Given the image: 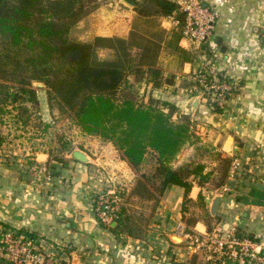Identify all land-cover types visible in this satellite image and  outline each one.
Segmentation results:
<instances>
[{"label": "crops", "instance_id": "obj_1", "mask_svg": "<svg viewBox=\"0 0 264 264\" xmlns=\"http://www.w3.org/2000/svg\"><path fill=\"white\" fill-rule=\"evenodd\" d=\"M135 1L136 5H131L126 0H108L91 10L79 20L87 27V35L80 39L128 37L132 29L146 35L157 31L162 44L159 64L172 43L188 49L180 37H174L168 17L139 16L135 10L139 0ZM206 2L219 12L211 43L215 62L236 82L235 93L227 102L229 109L185 90L183 82L190 81L191 72L200 68L197 57L183 63L172 84L155 88L147 82L144 88L148 98L167 101L180 113L190 114L224 155L237 158V169L229 175L224 192L211 198L212 204L215 197H221L216 212L220 221L214 231L220 237L236 229L252 234L264 253V203L245 204L235 199V193L228 194L238 185L264 190V0ZM153 17L157 19L154 29L138 25L141 18ZM168 55L169 59L175 57ZM39 99L42 118L51 122L46 88L39 90ZM72 152L65 155L66 163L49 159L43 149L11 153L5 145L0 154V228L6 224L34 233L39 264H208L200 243L194 241L197 235L208 232L207 226L198 222L190 229L183 221L184 186L166 187L145 238L126 234L119 238L111 229L117 222L108 223L94 211L102 179L92 163L100 161L99 156L92 159L82 151L87 157L84 161L73 157ZM40 169L43 172L38 173ZM194 182L189 196L196 200L200 193H206Z\"/></svg>", "mask_w": 264, "mask_h": 264}, {"label": "trees", "instance_id": "obj_2", "mask_svg": "<svg viewBox=\"0 0 264 264\" xmlns=\"http://www.w3.org/2000/svg\"><path fill=\"white\" fill-rule=\"evenodd\" d=\"M101 1L0 0V154L13 132L34 130L45 135L51 128V123L42 118L40 88L35 86L36 82H42L53 117L56 106L60 112L68 113L85 133L112 141L136 168L144 161L148 149L157 154L158 164L151 178L146 180L147 183L152 179L154 182L160 180L159 191L151 192L156 207L169 184L184 186L183 221L190 229L203 222L208 232H213L211 223L215 220L218 225L220 216L206 206L203 193L198 196L201 214L187 216V204L192 200L189 192L193 186L189 177L193 176L201 187L218 189L227 182L232 158H221L216 171H206L201 163L193 168L172 166L171 162L192 136V125L185 122L191 115L180 113L175 105L152 96L147 101L137 100L134 91V85L144 78H148L153 87L160 88L165 83L172 84L176 77V73L174 77H164L158 67L162 44L156 37L157 31L146 35L132 29L128 37L95 36L90 40L69 36L71 26ZM177 7L173 0H139L135 10L142 17L167 16ZM182 28V24L172 28L175 38L182 37ZM134 48L137 49L135 53ZM100 49L112 50L113 57L102 58ZM168 53L179 58V68L195 57L192 50L175 43L167 47ZM167 105L175 108L183 121H173ZM218 110L221 111L217 107ZM43 150L49 154V159L66 163L65 157L55 154V148ZM154 182L150 187H154ZM233 193L237 201L245 204L264 203V190L257 187L238 185L228 192ZM124 214V211L116 213L117 224L111 227L117 237L126 234L145 238L149 223L136 231L127 227L125 220L129 218ZM9 230L37 240L34 233L6 224L0 228V236ZM235 234L254 239L252 234L245 235L238 229ZM0 264L15 263L0 257Z\"/></svg>", "mask_w": 264, "mask_h": 264}, {"label": "rangeland", "instance_id": "obj_3", "mask_svg": "<svg viewBox=\"0 0 264 264\" xmlns=\"http://www.w3.org/2000/svg\"><path fill=\"white\" fill-rule=\"evenodd\" d=\"M106 2H108V0H102L100 4ZM91 10L93 9H90L87 14ZM83 17L79 20H83ZM141 19L142 20H140L138 24L141 27L154 29L157 25V19L154 17L147 20L143 18ZM79 20L71 26L69 36L72 39L85 40L83 38L87 35L85 33L87 27L85 22L81 24L79 23ZM80 37L83 38L80 39ZM99 54L102 58H111L114 55L113 52L103 49L99 50ZM204 54L210 56L211 59H214V61L217 59L216 54H213L210 49H208ZM180 64L181 63H179L178 57H174L171 60L167 54L158 67L164 74V77L171 78L174 77L175 72L182 70L183 65L179 68ZM233 80L235 81V79ZM147 82L148 78H144L141 82L134 85V91H136V95H138L136 96L137 100L144 99L147 101L149 99L147 88H144V84ZM35 86L40 89L46 88L45 84L42 82H36ZM183 86L188 92V82H183ZM234 93L235 92L229 96V99L234 95ZM146 97L148 99H146ZM226 108L229 109L228 103ZM166 109L172 112L173 121H183V118L180 116L179 112L175 111V108L172 107V109H170V106L167 105ZM54 112V117L50 122L51 128L47 129L45 135H42L39 132H34V130L26 131V133L18 131L9 135L6 142V147L9 151L14 153L17 149H27L32 152V150L36 149H50L53 147L57 150L55 154L58 155V157H65L68 151L75 148H81L78 150H82L83 152L89 154L92 159H97L99 156L100 161H92V164L96 167L95 172L102 179V188L99 191L104 192V195H106L105 207L109 210L108 214H113L112 218L116 220L117 215H115V213L124 211V215H127L129 218L125 220L127 227H133L136 231H139L142 228L144 229L148 223L150 225L153 215L155 214L154 209L157 204L156 199L153 198L151 192L156 190L159 191L160 180L154 182L152 179L148 183L146 180L151 178V175L158 164L157 154L148 149L144 161L136 168L125 158L123 150L119 149L112 141L96 134L85 133L81 126L70 118L68 113L60 112L56 106L54 108ZM185 122L192 125V136L190 141L184 145L175 159L171 162L172 166L176 169H180L182 167L193 168L198 163H201L206 166V171L213 169L216 171L221 164L220 159L227 156L211 142L208 133L202 132V130L198 127L199 124L197 120H193L191 116L189 119H186ZM235 157L237 156L235 155ZM236 159L233 157L232 162ZM232 162L230 166V174L232 173ZM194 179L195 178L193 176L189 177L190 181L196 182ZM144 182L146 184H144ZM152 182L155 183L154 187H150ZM204 191L206 193H203L204 202L211 211V198L215 194L224 192L223 186L218 189L205 188ZM161 196L159 197V200H161ZM208 196L209 198H207ZM200 201V198L197 197L196 200L192 199L188 202V217H191L193 214L194 216L201 214V205H199ZM211 225L214 229L217 227L215 220L212 221Z\"/></svg>", "mask_w": 264, "mask_h": 264}, {"label": "built area", "instance_id": "obj_4", "mask_svg": "<svg viewBox=\"0 0 264 264\" xmlns=\"http://www.w3.org/2000/svg\"><path fill=\"white\" fill-rule=\"evenodd\" d=\"M175 2L178 7L166 17L173 27L183 25L181 44L192 50L200 63L199 70L191 72L192 83L189 84L188 92L206 97L212 105L225 109L229 96L236 89V82L217 66L214 59L204 54L208 49L215 53L211 43H214L219 12L206 0ZM261 38L264 44V27ZM204 45L205 50L202 49ZM237 166L238 161H233L232 173L236 171ZM37 171L41 173L43 169ZM104 194L99 192L95 196L94 211L100 219L111 223L115 219L112 218L113 214H108ZM194 241L200 243L208 264H264V253L260 243L248 236H237L235 231L226 237L218 236L215 231L207 232L205 235H197ZM36 250L35 240L24 233L9 230L0 236V257L12 260L15 264H39L40 256Z\"/></svg>", "mask_w": 264, "mask_h": 264}, {"label": "water", "instance_id": "obj_5", "mask_svg": "<svg viewBox=\"0 0 264 264\" xmlns=\"http://www.w3.org/2000/svg\"><path fill=\"white\" fill-rule=\"evenodd\" d=\"M126 1L129 4H131V5H136V1L135 0H126ZM202 49L205 50L206 46L204 45L202 47ZM39 85H43V84H39ZM72 156L77 158V159H80V160H84V161L87 160V157H86L85 153H83L80 150H74L72 152ZM220 202H221V197L220 196L215 197V199L213 200V203L211 205V212L213 214H215L217 212V209H218V206H219Z\"/></svg>", "mask_w": 264, "mask_h": 264}]
</instances>
